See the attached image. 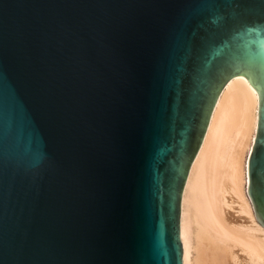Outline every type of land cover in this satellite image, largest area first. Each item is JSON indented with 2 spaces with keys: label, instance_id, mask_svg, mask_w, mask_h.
I'll use <instances>...</instances> for the list:
<instances>
[{
  "label": "water",
  "instance_id": "water-1",
  "mask_svg": "<svg viewBox=\"0 0 264 264\" xmlns=\"http://www.w3.org/2000/svg\"><path fill=\"white\" fill-rule=\"evenodd\" d=\"M236 75L264 225V0H0V264H183V190Z\"/></svg>",
  "mask_w": 264,
  "mask_h": 264
},
{
  "label": "bare ground",
  "instance_id": "bare-ground-1",
  "mask_svg": "<svg viewBox=\"0 0 264 264\" xmlns=\"http://www.w3.org/2000/svg\"><path fill=\"white\" fill-rule=\"evenodd\" d=\"M259 94L244 75L222 89L182 194L183 264H264V225L248 194Z\"/></svg>",
  "mask_w": 264,
  "mask_h": 264
}]
</instances>
